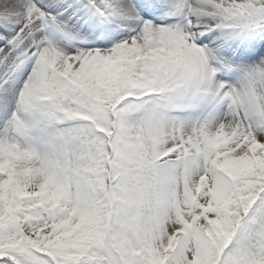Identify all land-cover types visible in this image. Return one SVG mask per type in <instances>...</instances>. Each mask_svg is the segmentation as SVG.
Listing matches in <instances>:
<instances>
[{"label": "snow or ice", "instance_id": "1", "mask_svg": "<svg viewBox=\"0 0 264 264\" xmlns=\"http://www.w3.org/2000/svg\"><path fill=\"white\" fill-rule=\"evenodd\" d=\"M0 264H264V0H0Z\"/></svg>", "mask_w": 264, "mask_h": 264}]
</instances>
